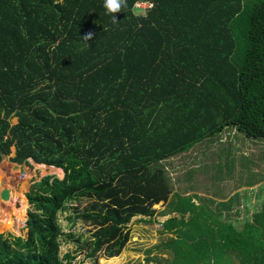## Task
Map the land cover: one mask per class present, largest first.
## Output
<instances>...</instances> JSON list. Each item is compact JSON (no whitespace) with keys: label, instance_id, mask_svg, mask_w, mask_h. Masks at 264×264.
Masks as SVG:
<instances>
[{"label":"trees","instance_id":"1","mask_svg":"<svg viewBox=\"0 0 264 264\" xmlns=\"http://www.w3.org/2000/svg\"><path fill=\"white\" fill-rule=\"evenodd\" d=\"M115 16L103 0H0V169L14 147L11 162L62 171L31 184L27 233H0V264L117 257L130 219L158 202L178 213L160 222L169 264H264V198L236 191L258 183L235 179L239 145L209 166L169 162L193 148L204 157L227 130L230 145L236 132L264 140V0H127ZM201 171L214 205L171 192ZM71 202L65 218L95 228L87 238L62 233ZM67 238L75 249L59 258Z\"/></svg>","mask_w":264,"mask_h":264},{"label":"rangeland","instance_id":"2","mask_svg":"<svg viewBox=\"0 0 264 264\" xmlns=\"http://www.w3.org/2000/svg\"><path fill=\"white\" fill-rule=\"evenodd\" d=\"M139 11L143 12L142 9H140ZM10 123L12 125L16 124V117H11ZM232 134L233 131L231 130H227L225 133L221 134L219 136L220 141L214 142V144L212 145L213 147L206 152L204 157L203 155L198 154L196 160H193L192 157L194 156L192 155V153H194V155L196 153L193 148L185 154L176 157L175 159L169 160V162L175 164H178L180 162H189L188 165L194 168L198 164H206L207 166H209L212 161L217 162L221 161L222 159L226 160V153L228 149H232V147H236L235 145L238 144L241 150L233 154L234 157L235 154L239 156V160L236 161L235 179L237 180L239 176L243 179L249 178L250 182H259L261 186L256 184L254 187H239L238 189L236 188V191L244 188L242 192L243 194L246 193V195H249L250 204L252 205L254 203V205H259L260 200L264 198V141L250 139L247 140L241 134H237L236 132V136L238 137V139H234V135L233 140L231 141L230 139L232 143V145H230L227 141V137L230 138ZM203 141H207V139H204ZM212 150H214V159L212 158L213 154H211ZM241 152H244L247 156L242 153V158H240ZM13 154L14 147H11V153L4 156L3 159H5L4 161L13 164L5 163L0 169V191L4 188H8L10 190L11 196V199H7L8 201H6L7 205L5 204V200H3L4 203H0V226L4 225L14 228H18L21 226L23 227L20 229L19 235H15L13 232L3 230H1L3 232L0 233L4 235L12 234L13 236L25 237L27 233V230L25 228L26 218L24 221L23 217H25L24 211L26 210L27 213L30 207V205H28L26 208L28 199L25 193L29 191L31 184L39 181L45 175L61 178L62 171L60 169L59 171L43 170L44 168L39 167L38 164H35L32 160H28L27 164H17L11 162L9 160V157ZM223 170H225V167H223ZM169 171L171 170L169 169ZM184 171L185 170L179 168L178 170H176L175 176L184 177ZM185 172H188V170ZM171 180L173 181V179ZM207 188H209L210 190L206 191ZM255 190L256 196H259V202L254 195ZM173 191L179 193L180 195H188L196 192L199 193V199H202L205 204L207 203L208 206H210V203H214V200L213 202H209V198H207L208 196H213L212 194H214V183L211 182L208 173L205 171L194 173V178L189 181L179 180L178 183L173 181L171 192ZM17 196L19 197L18 201ZM171 198L172 195H170V199ZM9 201H12L11 206H8ZM88 201L89 200H82L78 203L77 207L79 209H83L88 204ZM195 201L196 200H194V202ZM16 202H18V204H16ZM76 204V202L67 203V210L57 213V221L59 222L63 234H79L82 235L83 238H87L95 231V228L89 225V223H84L79 220H76L74 226L70 227L69 221L67 220V218H65L68 213L72 212L71 207L76 206ZM151 208L155 209V214L151 218H148L146 216H142L141 218L140 216H133L130 219L127 225V228L129 230L128 243L121 251L119 256L107 259L101 255V258L93 261L85 258V253L76 252L74 253L73 260L69 264H164L165 262L166 264H169L172 260V252L170 251L169 247H167L168 249L164 248V245L170 240V238H173V236L171 235V237H169V235L160 232L159 230L161 228L160 222L168 216H173V214L175 213H171L170 210H168V205H166V203L158 202L156 204H153ZM6 212H8L9 214H5ZM8 218H15V225H12V223L10 222H5V219ZM237 226H241L240 221L237 222ZM68 241V238L65 242L60 239L58 252L60 257L66 252H72L75 249L74 245L72 243H68ZM151 244V248H153V251H155L153 252V256H150L148 252H145L149 249L148 247ZM161 254H165V256H160ZM151 257L156 260V262L152 261V263H149ZM62 264H64V261L62 262ZM229 264H238L237 258L234 255L231 256V262Z\"/></svg>","mask_w":264,"mask_h":264},{"label":"clouds","instance_id":"3","mask_svg":"<svg viewBox=\"0 0 264 264\" xmlns=\"http://www.w3.org/2000/svg\"><path fill=\"white\" fill-rule=\"evenodd\" d=\"M103 7L105 8L107 14L110 15L112 21L115 23V22H118L115 14L120 13L122 11L124 12V9L127 7V0H103ZM81 39L85 42L88 40H91L92 39V33H87ZM262 141H264V140H262ZM59 258H60V256H59Z\"/></svg>","mask_w":264,"mask_h":264},{"label":"crops","instance_id":"4","mask_svg":"<svg viewBox=\"0 0 264 264\" xmlns=\"http://www.w3.org/2000/svg\"><path fill=\"white\" fill-rule=\"evenodd\" d=\"M257 183H254V184H252V185H244V186H241V187H245V188H247V187H254L255 185H256ZM257 185H260L259 183L257 184ZM238 189V188H237ZM244 189V188H243ZM243 189H240L239 191L240 192H242V190ZM197 194H199V193H197ZM213 195V194H212ZM255 197L256 198H258L257 196H256V191H255ZM251 196H252V194H251ZM208 197H212L213 199H214V195L213 196H208ZM200 198V196L199 197H196V199H194V200H196L195 201V204H199V203H202V202H199V200H201V201H203L202 199H199ZM258 200V199H257ZM204 202V201H203ZM161 203V202H160ZM171 213H175V214H173V216L174 217H178V213H176V212H171ZM168 217H170V216H168ZM168 217H166V218H168ZM186 218H187V214H186V216H185ZM165 218V219H166ZM163 221V220H162ZM166 234V233H165ZM167 235H169V237H171V234H167ZM148 247V246H147ZM152 247V244L148 247V248H146V249H148L147 251H145V252H148V254L150 255V256H153V252H155V251H153V248H151ZM146 254V253H145ZM160 256H165V254H161ZM152 261H155L156 262V260H154L153 258H151L150 260H149V263H152ZM115 264H118V263H115ZM163 264V263H162ZM165 264V263H164Z\"/></svg>","mask_w":264,"mask_h":264},{"label":"water","instance_id":"5","mask_svg":"<svg viewBox=\"0 0 264 264\" xmlns=\"http://www.w3.org/2000/svg\"><path fill=\"white\" fill-rule=\"evenodd\" d=\"M1 178V177H0ZM0 198L1 199H4V200H7L9 198V190L7 188H4L0 191ZM28 205H30L28 203ZM28 217V216H27ZM27 219V218H26Z\"/></svg>","mask_w":264,"mask_h":264},{"label":"bare ground","instance_id":"6","mask_svg":"<svg viewBox=\"0 0 264 264\" xmlns=\"http://www.w3.org/2000/svg\"><path fill=\"white\" fill-rule=\"evenodd\" d=\"M8 189V188H7ZM9 190V189H8ZM11 199V196H10V190H9V198H8V200H10ZM4 200V199H3ZM8 200H6V201H8ZM18 201V200H17ZM0 203H2V202H0ZM16 204H18V202H16ZM3 205V204H2ZM12 205V201H9V204H8V206H11ZM5 214H9L8 212H6ZM14 219V223H15V218H13ZM13 219L12 218H8V219H5V222H10V223H12V225H14V223H13ZM2 226V225H1Z\"/></svg>","mask_w":264,"mask_h":264},{"label":"built area","instance_id":"7","mask_svg":"<svg viewBox=\"0 0 264 264\" xmlns=\"http://www.w3.org/2000/svg\"><path fill=\"white\" fill-rule=\"evenodd\" d=\"M135 5L138 7H146V6L151 5V3L144 1V2L135 3Z\"/></svg>","mask_w":264,"mask_h":264}]
</instances>
